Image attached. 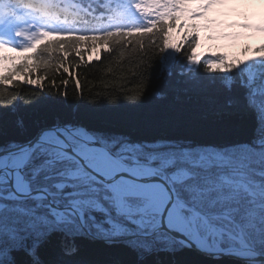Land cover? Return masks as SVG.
Masks as SVG:
<instances>
[{"label": "snow or ice", "instance_id": "snow-or-ice-1", "mask_svg": "<svg viewBox=\"0 0 264 264\" xmlns=\"http://www.w3.org/2000/svg\"><path fill=\"white\" fill-rule=\"evenodd\" d=\"M255 2L0 0V99L11 86L43 94L52 73L32 111L59 103L57 94L67 101L66 87L56 85L61 70L71 78L102 52L123 58L129 46L159 48L168 53L159 62L141 57L133 80L103 87L119 89L130 110L154 97L143 118L149 127L186 129L202 120L245 129L243 138L209 141L192 132L132 135L87 116L32 124L18 116L12 131L0 119V264H264V55L230 62L196 53L201 28L218 26L212 13L235 15L242 22L234 27L264 35V10L259 22L250 11ZM173 32L184 34L179 43ZM253 51L264 53V44ZM201 63L217 74L203 76ZM193 92L202 101L195 110ZM73 98L104 107L99 89L84 96L78 75ZM85 242L101 252L87 256Z\"/></svg>", "mask_w": 264, "mask_h": 264}, {"label": "trees", "instance_id": "trees-1", "mask_svg": "<svg viewBox=\"0 0 264 264\" xmlns=\"http://www.w3.org/2000/svg\"><path fill=\"white\" fill-rule=\"evenodd\" d=\"M182 37L179 36L176 32L172 34V42L179 43ZM167 51L161 53L159 48L148 49L147 52H141L137 50L136 52L132 51V47L129 46L126 50V54L123 58L118 55H113L110 57L108 52H102V59L96 61L93 56L92 63H80L78 69L71 72V78L64 75L62 70L59 74H56V85L57 88L61 90L66 87L68 91L69 99L64 101L59 94L56 95V99L59 100V103H53L52 101H46L41 103L39 108L35 111H32V105L34 102H39L43 100L44 95L48 94V90L51 86L52 73L49 74L48 81L44 82V93L37 88H29L26 86H11V92L5 99H0V104H16L20 105V111L10 112L5 111L0 108V119L6 122L9 131H12L14 128V121L18 116H24L26 122L32 124L34 121H41L44 119H51L54 116H78L85 117L87 116L90 120L97 123H106L112 127H115L119 130L129 132L132 135H172L177 134L178 132H192L197 135L200 139L209 140V141H223L228 139H238L243 138L245 134V129L240 124H233L229 126L216 125L210 121H197L192 128L186 129H159L156 127H149L144 121V117L150 114L157 105V101L154 97L150 96L145 102L143 108L137 110H130L123 105L129 103L124 99L123 94L121 93L117 97L116 92H112L111 89H105L103 85L105 83H111L113 85H122L131 80H133L132 71L135 69V62L141 57H144L145 62L151 61L153 63L159 62L163 56H166ZM187 54V49L185 48L181 54V59ZM198 57H203L198 55ZM87 60V55L85 56ZM77 58H69L70 64H75ZM178 69L179 65H175ZM200 72L203 76L216 75L215 71L209 72L201 63L199 65ZM40 75H44V71L41 70ZM79 76L80 83L84 90V96L88 97L89 93L93 96L97 94V89L100 90V103L104 107L96 111L93 108V101L89 100L86 104H81L79 100L74 99L75 94V77ZM22 79V78H16ZM67 79L68 83L66 86L61 85V80ZM174 84L175 81H172ZM162 82H157L154 87H161ZM111 93V95H109ZM116 99L117 102L121 105L120 107H109L112 103V100ZM172 96H169V101L171 102ZM202 101L197 97L193 92L188 101L189 105L195 110ZM85 254L89 257H95L101 252V248L97 244H91L85 242L84 248ZM190 261H195L196 257L188 256L185 257Z\"/></svg>", "mask_w": 264, "mask_h": 264}, {"label": "rangeland", "instance_id": "rangeland-1", "mask_svg": "<svg viewBox=\"0 0 264 264\" xmlns=\"http://www.w3.org/2000/svg\"><path fill=\"white\" fill-rule=\"evenodd\" d=\"M259 3H262V0H256V2L253 4V6H256V5H258ZM217 49H218V45L217 44H204V46H203V48H201L200 50H201V52H205V51H208V52H210V53H215L216 51H217ZM199 50V51H200ZM218 51H219V49H218ZM229 52V55L230 56H233L234 54H233V52H235V50L234 49H231L230 51H228ZM250 53H255V52H250ZM253 55H257V54H252V55H250V56H253ZM250 56H248V57H250ZM241 58H239V60H240ZM245 60V59H244Z\"/></svg>", "mask_w": 264, "mask_h": 264}]
</instances>
